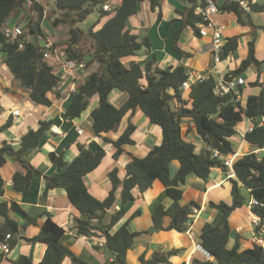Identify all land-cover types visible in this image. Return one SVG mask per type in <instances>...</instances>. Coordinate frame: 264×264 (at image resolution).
Masks as SVG:
<instances>
[{
    "label": "trees",
    "instance_id": "1",
    "mask_svg": "<svg viewBox=\"0 0 264 264\" xmlns=\"http://www.w3.org/2000/svg\"><path fill=\"white\" fill-rule=\"evenodd\" d=\"M27 0H0V51L4 54V63L12 75L22 85L29 88V97L35 104L49 106L52 99L48 93L59 97L58 86L62 79L54 74L52 66L43 59V50L39 41H35V28L29 25L14 40H10L4 29L5 19ZM107 0H60L56 3L54 11L58 13L51 21L53 26L60 23L68 27L67 45L65 46L66 59L84 60L85 67L94 65V69L78 83L71 92V99L65 111L68 118L79 117L93 95L98 96V105L91 111V128L95 135L102 132L115 131L124 115L128 112L141 110L151 123L161 128L162 141L152 146L143 157L130 154V160L125 165L126 173L123 178L117 174L113 167L108 172L111 188L103 199L95 197L86 186L84 176L94 170L105 155V150L94 144L93 150H85L70 161L63 159L62 153L49 152L54 171L45 175L43 193L49 189L64 188L72 205L78 209L80 217L76 219L71 228L76 234L84 236L96 235L95 230L103 236L104 242L94 245L106 257V264H128L127 250L130 249L135 239L145 231H131L128 228L129 220L139 213L131 214L115 231L112 227L124 216V206L134 199V189L143 192L155 179L160 180L172 202L168 206L159 204L151 214L155 226L163 227V220L168 217L166 229H175L184 232L192 222L193 208L198 207L194 201L181 203L182 189L189 173L207 179L212 167L221 164L212 156V149H217L223 154L234 153V148L228 137L236 133L237 125L243 118L254 122L251 131L244 134L245 140L253 147H264V125H259L257 118H264V82L259 80V73L255 80L250 81L251 86H260L257 95H246L236 99L234 90L225 94L215 93L217 77L210 75L207 79L193 83L187 90L181 89V83L186 78L187 67L178 64L175 67L160 68L155 56L140 61H125L129 56L136 55L141 48H149L151 43L148 37L140 38L132 33L126 26V19L136 13L138 3L143 0H121L118 6H113L111 11L103 10L102 5ZM191 7L180 11L181 24L173 33L174 49L182 56L189 53L181 50L176 44L180 31L185 26L192 27L198 32L197 24L202 22V17L194 13L196 0H187ZM252 11H262L263 0H247ZM151 10L157 9V17H161L158 0H149ZM220 11H233L239 13L241 6L239 0H224L217 3ZM37 17L34 24H38L37 35L41 34L39 24L43 17V6L40 2L34 4ZM98 11L99 17H107L100 28L94 29L95 23L87 29L78 24L83 22L92 12ZM254 28L264 31V23ZM22 43L23 48H18ZM237 47V37L226 40L223 44L221 56L227 55ZM41 59V67L37 60ZM254 63L258 71L264 66V60L254 56L253 40L248 42V55L236 69L225 73L224 78H232L244 72ZM239 91L242 85H238ZM113 89H118L127 94V98L120 106H115L109 100ZM190 117L194 121L196 132L202 141V147L188 141L181 131L180 121ZM11 125L7 119L0 131ZM52 121H39L37 128L28 129L20 138L19 147L13 149L10 144L3 143L0 147V167L4 164L7 154L20 160L24 171L17 170L13 173L12 187L21 193H31L32 178L41 172L23 159L25 151L39 146L43 135L51 131ZM135 126L130 121L121 135L112 144L116 147L113 157L117 158L123 151V144L134 143L131 134ZM177 160L179 168L171 176L170 162ZM223 166V165H222ZM235 177L231 178L232 204L220 201L210 202V206L220 209L222 214L217 223L205 222L198 235L199 245L208 252L210 259L192 258L191 264H264V249L255 243L252 247L240 250L237 236L230 246L232 238L231 228L227 221V212L234 206H240L243 196L240 184L249 189L250 194L260 204L251 207L261 222L264 220V152L262 155L251 152L238 156L232 160ZM4 181L0 175V194L3 193ZM119 197V209L109 215V210L114 206ZM20 212L24 221H18L10 216V211ZM37 217L26 214L14 201L0 202V240L7 233L10 249L16 244L20 228H25L30 223H36ZM93 220H96L94 222ZM260 234V226L255 227ZM66 228L57 224L49 214L41 222L39 231L27 241H40L46 245L45 251L39 262L35 264H62L65 258L70 259V264H87L69 247L61 243L60 238ZM264 236V232L261 233ZM176 250L154 251L149 257L139 255L142 264H169L168 258ZM5 254L0 253V262ZM13 264H34L26 255H19Z\"/></svg>",
    "mask_w": 264,
    "mask_h": 264
},
{
    "label": "crops",
    "instance_id": "2",
    "mask_svg": "<svg viewBox=\"0 0 264 264\" xmlns=\"http://www.w3.org/2000/svg\"><path fill=\"white\" fill-rule=\"evenodd\" d=\"M121 0H107L113 7L118 6ZM221 3L224 0H216ZM40 2L49 7V12L39 24L41 34L38 35L40 44L45 39H49L56 45L65 48L67 40H60L61 36L68 35V27L64 24L53 26L52 19L58 13L54 11L56 0H27L21 7L13 11L4 21V29H10L15 25H20L24 29L29 25H35L37 11L34 4ZM161 17H157V9L151 10L149 0H143L138 3L136 13L126 19L127 28L140 38L148 37L151 46L141 48L136 55L129 56L125 61H140L155 56L160 68L167 66L175 67L183 64L188 71H207L215 75L217 79L224 76L240 64L248 55V42L253 40L254 56L258 60H264V31L261 28H254L264 23V8L262 11L246 10L241 7L243 14H237L233 11H220L212 17L215 23H223L226 29L223 32L222 43L227 39L237 37V47L225 56H221L219 62L213 59V44L211 33L200 35L190 26H185L178 35L177 46L188 56L180 55L173 45V33L179 28L182 11L186 7H191L187 0H158ZM264 4V0H263ZM92 23H95L94 29L100 28L107 17H99L97 10L90 15ZM52 17V19H51ZM89 18V17H87ZM81 23V22H80ZM80 23L78 24L80 26ZM87 27H81L87 29ZM94 69L85 67L76 72L74 78L67 77L62 79L58 86L59 97L53 93H48L52 99V104L45 106L35 104L29 97V88L25 87L15 78L4 63V54L0 51V126L11 119V125L0 131V147L3 143L10 144L13 149L19 147L21 136L30 128H37L39 121L51 120L52 127L50 133L42 136L39 146L28 149L23 154V159L29 162L41 174H35L32 178L31 193L24 194L16 191L12 187V175L15 171H24L20 160L7 154L4 164L0 167V175L4 181L3 193L0 194L1 201H14L28 215L37 217L36 223H30L25 228H20V235H17V242L10 251L5 254L0 264H13L19 255L28 256L35 264L40 261L45 251L46 245L40 241L30 242L26 237H32L39 231L41 222L49 214L51 218L59 225L66 228V231L60 238L65 246L72 249L79 258L87 264H106V257L94 248V245L104 242L103 236L96 231V235L84 236L76 234L71 228L75 225L76 219L80 213L68 199L64 188L49 189L46 194L43 193L45 185V175L54 171L53 163L49 152L62 153L65 161H70L85 150H93L94 144H98L105 150V155L98 166L84 176V182L88 190L97 198L103 199L111 188L108 172L117 168V174L123 178L126 173L125 165L130 160V154L143 157L149 149L160 144L162 141L161 128L151 123L147 116L139 109L134 112L128 111L122 118L118 128L115 131L102 132L95 135L91 128V111L98 105V96L93 95L84 111L79 117L70 119L65 114L71 99V92L76 85ZM213 69H218L219 73H214ZM259 73V80L264 82V66L260 71L256 64L251 63L244 72L245 81L240 87L236 86L238 99L246 95H257L261 91L260 86H251L250 81L256 79ZM74 84V89L71 86ZM127 98L126 93L113 89L109 94V100L115 106H120ZM135 126L131 134L134 143L123 144V151L117 158L113 157L116 147L112 141L116 140L128 122ZM264 125V119L262 121ZM249 125V119L243 120L237 125L236 133L228 137L231 142L234 153L233 159L251 152L262 155L264 147L256 148L251 146L244 138V131ZM181 131L184 137L194 143L197 148L202 147V141L195 129L192 118L184 117L180 121ZM82 132L78 133L77 129ZM60 132L61 134H59ZM221 162V159L219 160ZM223 164H216L207 179H202L193 173H189L184 182L180 184L182 189L181 203L186 204L194 201L198 207L193 208L192 222L188 229L180 232L175 229H166L165 225L169 222L168 217L163 220V227L158 230L149 231V227L155 226L152 222L151 214L159 204L170 205L171 198L166 193L163 183L155 179L152 184L140 192L134 189V199L127 202L124 206V216L112 227L115 231L131 214L139 210V213L129 220L128 228L131 231H145L139 235L133 246L127 250L126 260L128 264H142L139 255L144 254L149 257L154 251L176 252L169 256V264H191L192 258L207 259L205 252L198 248V235L205 222L217 223L221 217V210L210 206V202L219 203L223 201L228 205L232 204L231 178L226 176V168ZM179 168V162L172 160L169 171L173 176ZM240 191L243 196V202L240 206H232L227 212V221L231 228V240L229 245L234 242V236H237L239 249L243 250L252 247L257 243L255 227L252 225L253 212L250 204L253 196L249 189L240 184ZM119 197L114 206L109 210L105 220L109 215L119 209ZM230 211V212H229ZM10 216L14 217L19 224L24 221L23 215L15 210L10 211ZM96 222V220H93ZM262 245L264 249V236L261 234ZM259 244V243H258ZM62 264H70V259L65 258ZM163 264V263H159Z\"/></svg>",
    "mask_w": 264,
    "mask_h": 264
},
{
    "label": "built area",
    "instance_id": "3",
    "mask_svg": "<svg viewBox=\"0 0 264 264\" xmlns=\"http://www.w3.org/2000/svg\"><path fill=\"white\" fill-rule=\"evenodd\" d=\"M252 3L255 0L251 1ZM241 7L245 8L246 10H250V5L247 0H239ZM43 6V17L47 15L49 12V7L47 5L42 4ZM103 10L111 11L112 6L106 1L102 5ZM220 12L217 1L216 0H196V5L194 8V13L196 15H200L202 17V22L197 24L198 26V33L200 35H207L211 33L212 37V44H213V59L217 63L221 60V51L223 47L222 43V36L223 32L226 29V25L223 23H215L212 20V17ZM24 28L20 25H15L10 29H5L6 34L9 36L10 40L16 39L22 32ZM43 50V59H45L49 65L52 66V71L54 74L58 75L61 79H65L67 77L74 78L76 72L80 69L85 68V61L84 60H77V59H66V51L65 48L60 47L50 41L49 39H45L41 44ZM18 48H23V44L19 43ZM55 59V64H51L49 60ZM214 73H219L218 69H213ZM211 75L210 72L207 71H187L186 78L181 83V89L183 91L187 90L193 83L201 82L207 79ZM244 77L241 75L234 76L232 78L225 79L224 77L220 76L217 80L215 85V93L218 94H225L228 93L230 90H236V86L244 84ZM71 89H74V84L71 86ZM236 99L239 98L238 92H236ZM249 119V118H248ZM259 125H263L262 121L258 122ZM254 122L249 119V125L247 129L244 131L249 132L253 129ZM78 133L82 132L81 128L77 129ZM61 134L60 132H58ZM212 156L217 159L218 161L221 159V163L226 168V176L231 178L235 176L234 169L232 166L233 154H223L219 152L217 149H212ZM260 204V202L256 198H252L250 207ZM252 225L254 227L260 226V231L264 232V220L261 222V219L253 214ZM256 230V229H255ZM258 237L256 239L257 243H262V239L260 234L256 231ZM9 238H11L10 233H7L3 240H0V253L7 254L10 251V244ZM198 248L205 252L207 259H210V255L206 250H204L200 245Z\"/></svg>",
    "mask_w": 264,
    "mask_h": 264
},
{
    "label": "water",
    "instance_id": "4",
    "mask_svg": "<svg viewBox=\"0 0 264 264\" xmlns=\"http://www.w3.org/2000/svg\"><path fill=\"white\" fill-rule=\"evenodd\" d=\"M60 0H56V2L58 3ZM239 13L240 14H243V10H242V8L241 7H239ZM34 28H35V35H34V39H35V41L37 42L38 41V35H37V31H38V24L36 23L35 25H34ZM41 64H42V60L41 59H38L37 60V65H38V67H41ZM263 117L262 116H259L258 118H257V122H261V121H263ZM230 212V211H229ZM159 229V227H156V226H151V227H149V231H154V230H158Z\"/></svg>",
    "mask_w": 264,
    "mask_h": 264
},
{
    "label": "rangeland",
    "instance_id": "5",
    "mask_svg": "<svg viewBox=\"0 0 264 264\" xmlns=\"http://www.w3.org/2000/svg\"><path fill=\"white\" fill-rule=\"evenodd\" d=\"M89 18H86L83 22L80 23V27H87L92 23V20L90 19V16H88ZM52 19V17H51ZM68 35L65 36H61V38H59L60 40H67ZM51 64H55V59H51L49 60ZM125 93V92H124ZM127 95V94H126ZM50 133V132H48Z\"/></svg>",
    "mask_w": 264,
    "mask_h": 264
}]
</instances>
